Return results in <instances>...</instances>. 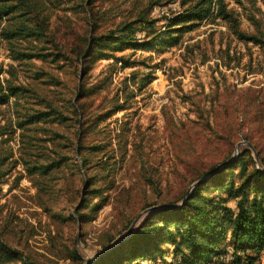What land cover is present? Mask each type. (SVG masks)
Segmentation results:
<instances>
[{"label": "rangeland", "instance_id": "1", "mask_svg": "<svg viewBox=\"0 0 264 264\" xmlns=\"http://www.w3.org/2000/svg\"><path fill=\"white\" fill-rule=\"evenodd\" d=\"M35 1L29 19L16 17L23 8L14 18H0V81L27 88L0 103V240L30 264H88L156 208L179 205V194L195 186L192 177L201 168L242 152V160L202 190L235 208L237 199L228 197L223 184L239 182L243 164L264 167V3L225 0L238 13L240 29L260 39L246 42L212 16L165 35L168 19L183 11L177 0ZM141 15L155 20L153 32L135 24V38L150 40L149 48L112 42L97 49L88 70L81 71L91 33H106ZM18 21L26 34L2 38V28ZM18 51L45 56L17 60ZM81 83L91 89L77 103L86 115H99L81 141L101 147L77 153L82 114L75 89ZM47 104L64 114L62 122L17 125L19 114ZM47 163V173L35 171ZM87 174L90 186L102 187L99 193L83 192ZM254 195L260 196L247 193L249 199ZM83 196L86 215L79 222L71 214ZM155 223L175 230L173 220L157 217L148 226ZM176 240L177 234L175 242L164 235L158 241L162 252H126L119 264H184ZM220 246L226 251L199 264H235L228 232ZM247 252L255 259L240 264H264V250ZM19 258L2 264H19Z\"/></svg>", "mask_w": 264, "mask_h": 264}, {"label": "trees", "instance_id": "2", "mask_svg": "<svg viewBox=\"0 0 264 264\" xmlns=\"http://www.w3.org/2000/svg\"><path fill=\"white\" fill-rule=\"evenodd\" d=\"M13 0H0V18L11 17L15 10L20 9L16 17L22 19H29V14L37 10V2L35 0H17L18 3H12ZM180 6L184 7L182 12L173 15L166 23L165 35H170L172 32H180L189 29L193 26L194 21L201 20L208 16L213 18H220L225 21L230 31L236 37L243 41L259 42L260 39L257 35L246 33L240 29L238 13L234 9L228 7L225 0H177ZM264 3V0H261ZM22 6V7H20ZM214 11V15H209ZM251 20H255L251 17ZM145 23L144 28L149 32H153L154 19H146L144 16L138 17L130 22H125L115 29H110L106 33L99 35L91 33L87 39V50L80 58L81 71L85 73L93 57V53L97 49H103L108 44L117 43L119 48H149L151 41H138L135 38V31L140 28L135 24L142 25ZM40 30L45 29L43 21L39 23ZM152 25V26H151ZM151 28L149 29V27ZM26 34V25L18 21L13 27H5L1 30V37L10 40L14 37H23ZM28 34V33H27ZM173 38V37H171ZM175 40V39H172ZM44 57L45 55H37L29 52H16L13 57L17 60L29 59L32 57ZM57 56V53L54 54ZM116 59L122 60V57L112 55ZM91 88H85L81 83L75 89L76 103L86 96V93ZM27 88L21 84H13L8 79L5 83L0 81V103L8 101L10 97L18 98L22 93H25ZM118 105V104H117ZM81 103H77V107ZM117 106H114V108ZM113 108V109H114ZM82 114L81 121L77 129V145L76 152L81 153L84 148H91L97 150L101 147L99 143H91L89 145L83 144L81 138L86 134L95 119L99 116L86 115L83 108L79 109ZM111 111V110H109ZM83 112V113H82ZM108 112H106L107 114ZM105 114V115H106ZM64 114L59 109L51 104H47L45 108L34 109L19 114L17 125L19 127L26 126L32 122L41 119H52L58 122L64 120ZM81 117V116H80ZM247 137V134H245ZM232 148V146H231ZM82 165L86 168L89 167L88 157L86 154L81 155ZM242 160V152L235 154L228 159L220 161L219 164H211L206 168H201L193 177L192 180H200L196 182L193 188L185 189L179 194L181 199L179 205L174 203L169 206L159 207L149 213L138 228L133 230L129 236L122 239L117 244L102 251L99 255L95 256L88 264H119L125 257V253L135 255L136 253L150 250L151 247L162 252L164 249L159 246V240L166 235L167 238L175 242V236L178 235L176 240L175 250H179L183 256L184 264H199L201 261H208L211 255H220L226 251L224 246L220 243L228 232L233 247L232 257L235 264H240L245 258L249 262L255 259V255L247 252H258L264 250V167L254 166L248 168L243 164L240 174L241 179L239 182L234 183L232 179L223 184L227 187L228 197H236L235 208L225 203L226 198L220 201L214 196L204 195L202 190L212 182L218 181L222 177L223 171ZM50 163L35 166V171L38 170L41 175L47 173ZM56 166V165H54ZM84 184V193H99L102 187H92L91 174H87ZM251 190L255 194L259 193L260 196L254 195L252 199L247 197L248 191ZM87 197L83 196L74 208V213L71 215L75 220L82 222L85 219V212L82 207L86 205ZM159 217L165 223L173 220L175 222V230L168 229L164 225L158 223L150 224V222ZM128 248V250H126ZM245 251L241 254V252ZM20 256L19 264H30L25 255H21L16 249L12 248L8 243L0 240V264L4 261Z\"/></svg>", "mask_w": 264, "mask_h": 264}, {"label": "water", "instance_id": "3", "mask_svg": "<svg viewBox=\"0 0 264 264\" xmlns=\"http://www.w3.org/2000/svg\"><path fill=\"white\" fill-rule=\"evenodd\" d=\"M198 181H200V180H198ZM198 181H196V182H198ZM130 229V228H129Z\"/></svg>", "mask_w": 264, "mask_h": 264}]
</instances>
